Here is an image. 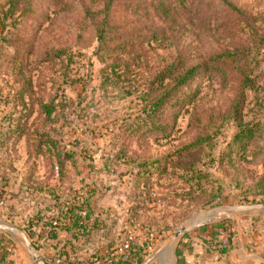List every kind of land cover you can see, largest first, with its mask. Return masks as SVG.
<instances>
[{
  "label": "rangeland",
  "instance_id": "rangeland-1",
  "mask_svg": "<svg viewBox=\"0 0 264 264\" xmlns=\"http://www.w3.org/2000/svg\"><path fill=\"white\" fill-rule=\"evenodd\" d=\"M173 61L198 74L154 112L153 78ZM263 185L264 0H0V224H31L34 247L15 233V264L93 262L129 237L144 263L167 247L175 264L176 232L218 222L228 246L240 231L263 242L264 209L235 208L264 204ZM91 191L68 260L53 236Z\"/></svg>",
  "mask_w": 264,
  "mask_h": 264
},
{
  "label": "crops",
  "instance_id": "crops-1",
  "mask_svg": "<svg viewBox=\"0 0 264 264\" xmlns=\"http://www.w3.org/2000/svg\"><path fill=\"white\" fill-rule=\"evenodd\" d=\"M247 213V211H243ZM249 216V215H248ZM249 219V217H247ZM252 224V223H250ZM227 224L218 226L217 224H201L197 227L190 229L180 238L181 249L185 252H181V255H177V261L175 264H264V254L261 251L264 249V241L258 240L255 244H252L254 239L252 232L234 234L232 242L228 248L223 251L222 238L225 236V232L234 231L232 227H227ZM229 228V229H228ZM19 232L23 236L25 242L26 238L23 231L22 234L19 230L3 229L0 230V247L3 249V253L0 255V264H15L14 259H17V253L19 252L20 240L15 236V233ZM260 232L264 234V229L260 228ZM50 237V236H49ZM57 237L58 242L53 240V243L57 247L68 244V237H62V232ZM50 240V238H45ZM183 241V242H182ZM74 242V241H73ZM261 243V244H260ZM49 247V246H48ZM167 247L158 252V260L160 264H167L169 259L163 254ZM7 249V251H5ZM183 253V254H182ZM183 259V262H181ZM49 260H55L53 255L49 256ZM54 262V261H53ZM87 264V263H83Z\"/></svg>",
  "mask_w": 264,
  "mask_h": 264
},
{
  "label": "trees",
  "instance_id": "trees-1",
  "mask_svg": "<svg viewBox=\"0 0 264 264\" xmlns=\"http://www.w3.org/2000/svg\"><path fill=\"white\" fill-rule=\"evenodd\" d=\"M100 37H102V46H103V40H104V36L101 35ZM199 64L197 65H189L186 62H182V61H173L171 63H167L165 66H163L162 68H159L158 74L153 78V81H158L159 83V88H158V94H155V96H153L151 99H153V111L156 112L158 111V108L162 107L163 105L166 104L167 100L169 99V97L171 96L172 92L174 91V88L176 87H180L183 86L185 84H187L188 82H190L193 78H195L198 74V68H199ZM174 83V86L172 87ZM149 92H147L146 94H148ZM150 99V95H146V97L144 98L145 101ZM53 111V108L46 106V113L48 115H51ZM254 134V130L251 128H244L242 127L239 131V133L237 134V138L239 139H244V140H250L251 137ZM210 140L209 137L205 138V137H200L198 140H196L193 144H191L193 147L194 146H201L204 145L205 141ZM192 172L194 171V173H197L196 177L198 179H202V177L204 176V174L199 171V170H194L192 167L189 168ZM193 169V170H192ZM263 189H264V185H263ZM92 194V191L90 192V194L86 197L85 202L83 204H77V199H74V207H80V208H84L87 207L88 208V215L86 216V220L84 218H81L80 216H77L76 214H74V219L71 221L70 224H68L69 226H67L65 228L66 232L69 234L70 238L68 239V244L67 245H71V248H73L72 253H68L67 250H63L62 254L65 255L66 257L69 255V259L70 260V255L74 254L76 255L78 252H81L79 250L84 249V247L82 246V248H80L79 244H82L81 242V238H79V235L77 234V230L79 231L80 228H83V230L85 231L87 225L85 226V221H89L90 217H91V202H90V195ZM83 221L84 224H80V221ZM218 226H222L224 224V222H218L216 223ZM95 226L93 228L96 227ZM227 226V225H226ZM230 226V225H229ZM32 227L31 224H28L26 226V229H24L27 232V229L30 230ZM264 229V227H263ZM96 230V229H95ZM95 230H93V233L95 232ZM92 233V230H88ZM73 233V234H71ZM75 233V235H74ZM90 233V234H91ZM74 241V242H73ZM78 242V244H75V242ZM66 247V245H64ZM112 250L111 252H109V260L111 261L110 263L107 262V259H102L101 264H141L144 263L145 261V255H146V251L148 249V245H144L142 244V242H140L139 244H135L130 253H131V259L129 261H124L123 254H117L116 253V249L111 247ZM228 248V244H225L223 246V251H225V249ZM92 262H87V264H91Z\"/></svg>",
  "mask_w": 264,
  "mask_h": 264
},
{
  "label": "built area",
  "instance_id": "built-area-1",
  "mask_svg": "<svg viewBox=\"0 0 264 264\" xmlns=\"http://www.w3.org/2000/svg\"><path fill=\"white\" fill-rule=\"evenodd\" d=\"M88 192H79L78 195L76 196V199H77V204H83L85 202V199L86 197L88 196ZM75 201H73V204H74ZM73 204H68L69 206L67 207V209L65 210V219H64V223H71V221L74 219V214H76L77 216H80L81 218H84L86 220V216L88 215V209L86 207L84 208H80V207H74ZM110 217H116L115 214L111 213V214H108ZM97 220V218H95ZM91 220V217L90 219ZM88 221H85V226L87 225ZM80 224H84V222L81 220L80 221ZM90 224V223H89ZM91 227L93 228L94 226L92 224H90ZM104 228V227H102ZM83 230V228H80V230L78 231V233ZM103 230V229H102ZM135 241L129 237L127 239L124 240V242L121 244L120 247L118 248H115L116 249V253L118 254L119 251H121L124 255L123 257V260L124 261H129L131 259V249L132 247L135 245ZM226 244V242H223L222 245L224 246ZM3 253V249L0 247V255ZM109 254L108 253L107 255H96L94 258H93V262L92 263H98V264H101L102 262V259H107V262H111L108 258H109ZM120 254V255H121ZM57 262H58V259H56Z\"/></svg>",
  "mask_w": 264,
  "mask_h": 264
},
{
  "label": "water",
  "instance_id": "water-1",
  "mask_svg": "<svg viewBox=\"0 0 264 264\" xmlns=\"http://www.w3.org/2000/svg\"><path fill=\"white\" fill-rule=\"evenodd\" d=\"M237 211H250V210H253V209H264V204H259V205H249V206H245V205H242V206H237L235 207ZM0 229H5V226L1 225L0 224ZM191 229V227H183L181 230H179L178 232L175 233L174 237L175 238H178V237H182L185 233H187L189 230ZM25 238H26V242L28 244V247L31 251L32 254H34V247H33V244L32 242L30 241L29 237L24 234ZM152 262V259H149L146 263L144 264H150ZM43 264H46V263H43Z\"/></svg>",
  "mask_w": 264,
  "mask_h": 264
}]
</instances>
